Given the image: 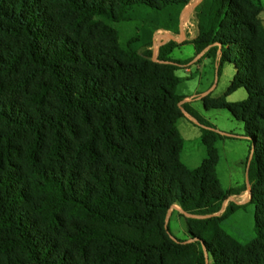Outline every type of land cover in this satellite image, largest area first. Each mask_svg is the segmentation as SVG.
<instances>
[{"label":"trees","instance_id":"obj_1","mask_svg":"<svg viewBox=\"0 0 264 264\" xmlns=\"http://www.w3.org/2000/svg\"><path fill=\"white\" fill-rule=\"evenodd\" d=\"M190 1L0 0V264H264V29L252 0H202L191 43L233 66L226 96L247 94L202 103L243 124L255 237L242 245L220 220L185 218L186 243L165 225L174 206L205 216L246 187L221 188L223 137L179 107L170 55L181 45L153 61L109 24L177 35ZM184 113L202 127L194 169L180 160Z\"/></svg>","mask_w":264,"mask_h":264},{"label":"rangeland","instance_id":"obj_2","mask_svg":"<svg viewBox=\"0 0 264 264\" xmlns=\"http://www.w3.org/2000/svg\"><path fill=\"white\" fill-rule=\"evenodd\" d=\"M201 1L191 0L189 3V5H195V9L192 11L191 16V23L193 24L191 34H186L188 39L192 35H195L194 39L198 36L196 8ZM252 1L260 9L259 19L264 29V0ZM186 13V10L182 12L180 19L184 18L186 20V16L188 15ZM109 25L118 33L119 44L123 49L129 47L140 53L152 49L153 61H157V47L171 41L168 40L170 39L169 36H161L169 32H152L146 25L140 22H121ZM152 44H154L153 47ZM182 44L184 46L173 50L170 55V58L180 61L181 64L178 65L176 75L184 80L178 89L179 95L183 98L179 107L183 109L182 105L186 104L202 120L214 126L218 132L224 134L225 137L216 145L219 154L216 168L219 183L223 190L245 186L246 191L240 195L229 197L220 204L216 212L205 216L186 214L178 206H174L168 213L165 225L168 226L174 240L190 243L192 240H190L187 234L185 218L220 220L218 226L223 232L242 245H247L255 237L253 231L254 206L249 204L250 185L247 180V167L251 158V154L249 153L250 142L239 138V136L245 134L243 124L234 120L227 110L205 109L202 103V99L204 98L218 103H236L245 100L247 94L241 88L226 96V91L235 74L233 66L226 63L220 67L218 56L216 58L203 56L201 60L192 61L194 47L186 45V42H182ZM207 89H210V91L202 97L201 102L195 100L188 101L191 97L198 95V92ZM201 128L186 113H184V118L180 119L177 124L178 132L183 140V150L180 154V160L190 169L198 167L205 158V150L200 143ZM230 206L234 210L227 217H224L226 210Z\"/></svg>","mask_w":264,"mask_h":264},{"label":"crops","instance_id":"obj_3","mask_svg":"<svg viewBox=\"0 0 264 264\" xmlns=\"http://www.w3.org/2000/svg\"><path fill=\"white\" fill-rule=\"evenodd\" d=\"M195 9V5L194 6H192V5H189V6H186V8L184 9V11L183 12H185V10H186V14H188L187 16H186V20H184V18L183 19H180V25H179V33L177 34V35H173V34H170V33H164V35H161V36H169L170 37V39H168V40H171V41H174V42H176L177 44H179V45H181L180 47H182V46H184L183 44H182V42L184 43V42H186V45H191V46H193L192 45V43H191V41H193L194 40V38H195V35H192L189 39L186 37V34L187 33H190L191 34V30H192V28H193V24L191 23V16H192V11ZM184 14V13H183ZM162 44V43H161ZM179 48V47H178ZM177 49V48H176ZM205 52V51H204ZM204 52H202V53H200V54H198V55H196L195 54V52H194V54H193V57H192V61L194 60V61H198V60H201L202 58H203V56H204ZM172 59V58H171ZM173 61H177V60H174V59H172ZM177 62H180V61H177ZM206 62V61H205ZM210 91V89H207V90H204V91H202V92H198L199 94L198 95H195V96H197L195 99H194V97H191L188 101H192V100H195V101H199V102H201V99H202V97L204 96V95H206V94H208V92ZM213 128H214V130L217 132V133H219L222 137H225L224 136V134H222V133H220V132H218L217 131V129L214 127V126H212ZM239 138H242V139H245L246 140V138H245V136L243 135V136H239ZM204 147V146H203ZM204 150H205V148H204ZM205 157H206V153H205ZM245 202H247V201H245Z\"/></svg>","mask_w":264,"mask_h":264},{"label":"built area","instance_id":"obj_4","mask_svg":"<svg viewBox=\"0 0 264 264\" xmlns=\"http://www.w3.org/2000/svg\"><path fill=\"white\" fill-rule=\"evenodd\" d=\"M154 44H152V47H153ZM151 47V48H152ZM152 50V49H151ZM158 50H159V47H157V52H156V57L158 56ZM153 52V51H152Z\"/></svg>","mask_w":264,"mask_h":264}]
</instances>
